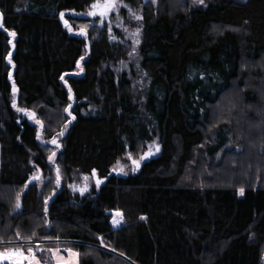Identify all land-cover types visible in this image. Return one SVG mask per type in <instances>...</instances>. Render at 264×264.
Here are the masks:
<instances>
[{"label":"trees","instance_id":"16d2710c","mask_svg":"<svg viewBox=\"0 0 264 264\" xmlns=\"http://www.w3.org/2000/svg\"><path fill=\"white\" fill-rule=\"evenodd\" d=\"M96 1L0 0L1 241H44L41 256L71 249L79 264L114 254L134 264H264V131L249 152L238 114L227 106L214 115L236 85L243 120L258 122L254 108L264 120V0L147 4L142 98L106 68L118 51L107 33L90 43L61 17L88 24ZM18 109L35 113L45 141L59 139L54 165L38 125ZM154 134L158 156L128 176L112 171ZM36 174L42 187L28 184ZM75 174L102 180L74 195Z\"/></svg>","mask_w":264,"mask_h":264},{"label":"rangeland","instance_id":"374dc122","mask_svg":"<svg viewBox=\"0 0 264 264\" xmlns=\"http://www.w3.org/2000/svg\"><path fill=\"white\" fill-rule=\"evenodd\" d=\"M173 2L177 4H181V2L188 5V7L191 10H197L206 7L209 0H203V4L199 3L198 0H172ZM238 2H246L248 0H236ZM96 3H104V0H97ZM117 7H114L106 16H101L99 12L97 11V14L95 16L89 15L90 12L96 11L92 7L90 8L88 12V16L91 17V22L88 24H76L75 26L70 25L68 22H66L64 16L63 21L66 24V27L71 33H74L78 36L85 37L93 42L94 40H97L98 37L101 35V33H107L108 38L110 42L115 45V49H117V55L113 59V61L106 65V68H110L114 71L115 75L117 77H122L125 75L127 79H130L132 81V87L135 94V98H142V92L148 91V88L146 87L148 83V75L145 71L141 68V55H140V49L142 46V40H143V33H144V21H143V15H144V7L147 4H151L153 6L158 5V0H140L134 4L126 3L122 0H116ZM135 15L141 16L142 19H136ZM138 31V35H136ZM84 33V34H81ZM138 41V43H137ZM263 87V86H261ZM237 86L234 85L232 89L223 95V97L220 100V103L215 107L214 109V115L217 117L219 114L224 112L226 110L227 106H230L229 109L232 117L236 113L238 114V117H235L237 120H241L245 123L244 125L247 127H244L246 136L242 135L240 138L244 139L246 142L247 140V150L249 152L257 153L258 149L256 146L252 144V142L257 139L262 131H264V120L261 116L260 112L257 108H254L253 112L255 113L256 117L259 118L258 122H250L249 120H243L247 110L242 107V100L237 95ZM260 92V90H259ZM235 99V105H232L231 100ZM249 111V110H248ZM24 113V112H23ZM27 116L33 123L37 124L35 121L37 120L31 118L29 115L24 114ZM70 120V119H69ZM71 121V120H70ZM260 122V123H259ZM39 128V140L41 143L45 144L46 146L50 147V150L55 153V156L51 154L50 157L52 159L49 161L54 163L57 159V152L61 149L60 141L57 139L59 143V147H57L55 144H52L51 141H45L42 136V130L43 126L37 124ZM241 140V139H240ZM158 147V151H157ZM53 153V152H52ZM150 153H153V155H150ZM160 153V145H159V138L158 135L154 134L153 139L146 145V148L139 153L140 156H132L131 154L127 155L126 158L123 161H120L116 165L113 166L112 171L121 174L123 176H128L129 174H132L136 172L143 161L145 155H150V157H156ZM235 160L234 157H231L227 159L225 162L226 166H229L233 161ZM133 161L139 162V167L137 168L136 165L133 163ZM255 164V163H254ZM256 165H254L253 168H255ZM57 169V167L55 166ZM251 170H254V169ZM56 172V170H55ZM35 176H39L40 179L35 181L39 184L40 187L44 185L46 180L39 174H36ZM247 175H244L246 177ZM60 180H61V176ZM242 176V178H244ZM87 178V179H85ZM97 178V181H101L102 178ZM63 179V178H62ZM65 181V179H64ZM70 189L73 191L74 195H82L83 192L90 189L89 195L94 189V185H97L95 182V179L89 176H84L81 174H75L74 177H72V182L68 184ZM83 190V191H82ZM87 194V195H88ZM21 209V206L19 209H17L16 212H18ZM116 213H113V219L112 224L115 228H118L122 223V215L117 216ZM119 221V223L114 224L113 220ZM46 242L44 241H25L19 239L15 242H3L0 239V252H7L12 249L20 248L23 251L27 252V249L31 246L33 250L36 252L37 258L40 260L41 264H56V258L53 255V251H47V255H40V252H43L42 244ZM39 246V248H37ZM42 250V251H41ZM57 250V249H52ZM59 255L67 258V251L58 249ZM75 253H78L76 251H73ZM51 254V255H50ZM76 261V264H79V254L77 257L74 258ZM0 264H11V262L8 259L0 260ZM19 264H27V260H20ZM96 264H134L132 261L126 259L125 257L114 254L113 257L109 259H100L96 262Z\"/></svg>","mask_w":264,"mask_h":264},{"label":"snow or ice","instance_id":"6c2138e0","mask_svg":"<svg viewBox=\"0 0 264 264\" xmlns=\"http://www.w3.org/2000/svg\"><path fill=\"white\" fill-rule=\"evenodd\" d=\"M153 2H155V0H153ZM199 3L203 4V0H198ZM114 7H117L116 4V0H104V3H96L92 5V8L96 11H92L89 13V15H93L95 16L97 14V11L99 12V14L101 16H106ZM64 13H61V17L63 18ZM136 19H142L141 16L135 15ZM0 20H2V14H0ZM84 34V33H81ZM11 35H14V33H12ZM136 35H138V31L136 33ZM138 43V41H137ZM11 62V61H9ZM63 79V77L61 78ZM13 91L15 92V88H13ZM15 106V105H14ZM71 107V105H69V108ZM18 111H22L25 112L26 115H29L31 118L35 119V113H29L26 109H18ZM69 115H71V113L69 112ZM73 119H75V117H72ZM37 124L42 125V122L40 120H36L35 121ZM58 135L62 136L63 132L61 131ZM39 138V137H38ZM52 144H55L57 147H59V143L57 141V139L54 137L51 140ZM158 147H157V151H158ZM55 156V153H53V157ZM146 158V157H142ZM49 159L51 160L52 157H49ZM133 163L136 165V167H139V162L138 161H133ZM33 180H39L40 177L39 176H34L32 178ZM87 179V178H85ZM31 181H29L30 183ZM60 182V177H59V169H57V184H59ZM100 181H97V187L99 186ZM83 191V190H82ZM241 194H243V189H240ZM16 209L20 208V200H19V196L17 197V201H16V205H15ZM45 211H47V209H45ZM117 216H119V213H116ZM143 219V217H142ZM114 224L119 223V221L117 220H113ZM17 236H19V233H16ZM102 241V238H101ZM37 248H39V246H37ZM42 251V250H41ZM53 251V255L56 258V264H76V261L74 260L75 257L78 256V253L73 252L71 249L66 250L67 251V258L59 255V250H52ZM4 259H8L11 264H19L20 260H27V264H41L40 260L37 258L36 256V252L33 250V248L30 246L27 249V252L23 251L20 248H16V249H12L10 251L7 252H0V260H4Z\"/></svg>","mask_w":264,"mask_h":264},{"label":"water","instance_id":"95a60500","mask_svg":"<svg viewBox=\"0 0 264 264\" xmlns=\"http://www.w3.org/2000/svg\"><path fill=\"white\" fill-rule=\"evenodd\" d=\"M69 112L71 113V111L68 110V116H69V118H70V120H71V123L73 124V123L76 121V118L73 119L72 117H75V116H73V115H69ZM144 157H146V158H144L145 161H148V160L151 158L150 155H145ZM94 179H95V182L97 183V178H96V176H94ZM35 181H37V180H33V179H31V182L28 183V184H31V183H33V182H35ZM103 183H104V181H103L101 184H103ZM99 184H100V183H99Z\"/></svg>","mask_w":264,"mask_h":264},{"label":"flooded vegetation","instance_id":"af4514ba","mask_svg":"<svg viewBox=\"0 0 264 264\" xmlns=\"http://www.w3.org/2000/svg\"><path fill=\"white\" fill-rule=\"evenodd\" d=\"M150 155H153V153H150ZM90 192V189L86 190L85 192H83V196H87V194Z\"/></svg>","mask_w":264,"mask_h":264}]
</instances>
